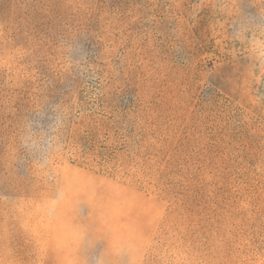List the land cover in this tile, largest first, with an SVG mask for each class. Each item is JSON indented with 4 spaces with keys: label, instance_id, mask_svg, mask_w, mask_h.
I'll return each instance as SVG.
<instances>
[{
    "label": "rangeland",
    "instance_id": "374dc122",
    "mask_svg": "<svg viewBox=\"0 0 264 264\" xmlns=\"http://www.w3.org/2000/svg\"><path fill=\"white\" fill-rule=\"evenodd\" d=\"M0 264H264V0H0Z\"/></svg>",
    "mask_w": 264,
    "mask_h": 264
}]
</instances>
